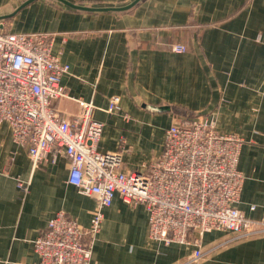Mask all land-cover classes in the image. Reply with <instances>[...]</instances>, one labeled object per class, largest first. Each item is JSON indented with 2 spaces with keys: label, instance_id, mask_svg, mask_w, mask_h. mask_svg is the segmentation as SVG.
<instances>
[{
  "label": "crops",
  "instance_id": "obj_1",
  "mask_svg": "<svg viewBox=\"0 0 264 264\" xmlns=\"http://www.w3.org/2000/svg\"><path fill=\"white\" fill-rule=\"evenodd\" d=\"M0 0V23L9 31L53 34V53L69 71L67 95L57 109L73 118L82 103L105 123L99 149L124 146V166L141 168L160 154L166 129L182 116L202 113L220 132L243 139L245 175L238 207L258 218L264 208V0H140L122 11L89 12L59 0ZM91 7H123L134 0H69ZM22 6V7H21ZM21 7V8H20ZM187 45L185 53L169 48ZM113 95L122 111L107 109ZM181 110L180 112L176 109ZM33 167L27 150L0 123V264H39L34 240L57 212L89 227L96 205L68 182L70 161L57 156ZM27 181L28 191L18 187ZM257 205L251 211L250 205ZM90 264H179L191 245L149 237L143 205L116 196L105 208ZM213 230L198 264H264V236L234 240Z\"/></svg>",
  "mask_w": 264,
  "mask_h": 264
},
{
  "label": "built area",
  "instance_id": "obj_2",
  "mask_svg": "<svg viewBox=\"0 0 264 264\" xmlns=\"http://www.w3.org/2000/svg\"><path fill=\"white\" fill-rule=\"evenodd\" d=\"M169 48L185 53L187 46ZM69 65L53 53V34L11 32L0 23V123L10 125L14 140L27 150L33 167L57 156L70 161L68 182L96 201L89 227L63 210L34 240L39 264H90L105 208L116 196L141 204L148 214L149 237L164 244L191 245L193 251L179 264H198L205 251L203 237L213 230L226 232L228 241L264 236V208L253 218L238 207L245 175L239 168L243 139L220 132L204 114L182 116L165 131L159 155L141 168L124 166L129 148L103 152L99 145L105 123L94 118V106L82 103L79 115L69 118L56 102L67 95L62 76ZM122 111L113 95L107 109ZM18 187L29 183L18 178ZM251 211L257 205H250ZM207 252V253H206Z\"/></svg>",
  "mask_w": 264,
  "mask_h": 264
},
{
  "label": "water",
  "instance_id": "obj_3",
  "mask_svg": "<svg viewBox=\"0 0 264 264\" xmlns=\"http://www.w3.org/2000/svg\"><path fill=\"white\" fill-rule=\"evenodd\" d=\"M31 1H33V0L26 1L22 6L27 5ZM59 1H61L62 3L68 5L69 7L73 8V9L84 10V11H89V12H98V11H122V10H127V9L133 7L134 5H136L140 0H134L131 3H129L128 5L123 6V7H91V6H85V5L76 4V3L71 2L69 0H59ZM0 18H3V17H0Z\"/></svg>",
  "mask_w": 264,
  "mask_h": 264
},
{
  "label": "trees",
  "instance_id": "obj_4",
  "mask_svg": "<svg viewBox=\"0 0 264 264\" xmlns=\"http://www.w3.org/2000/svg\"><path fill=\"white\" fill-rule=\"evenodd\" d=\"M176 111L180 112L181 110H179V109L177 108Z\"/></svg>",
  "mask_w": 264,
  "mask_h": 264
},
{
  "label": "rangeland",
  "instance_id": "obj_5",
  "mask_svg": "<svg viewBox=\"0 0 264 264\" xmlns=\"http://www.w3.org/2000/svg\"><path fill=\"white\" fill-rule=\"evenodd\" d=\"M6 25V24H5ZM184 44V43H183ZM187 46V45H186Z\"/></svg>",
  "mask_w": 264,
  "mask_h": 264
}]
</instances>
